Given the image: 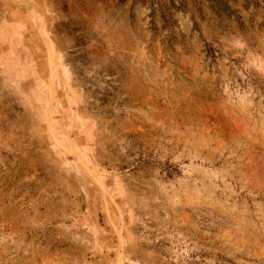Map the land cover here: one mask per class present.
I'll list each match as a JSON object with an SVG mask.
<instances>
[{"label":"rangeland","instance_id":"1","mask_svg":"<svg viewBox=\"0 0 264 264\" xmlns=\"http://www.w3.org/2000/svg\"><path fill=\"white\" fill-rule=\"evenodd\" d=\"M185 1L7 5L0 264H264V2Z\"/></svg>","mask_w":264,"mask_h":264},{"label":"trees","instance_id":"2","mask_svg":"<svg viewBox=\"0 0 264 264\" xmlns=\"http://www.w3.org/2000/svg\"><path fill=\"white\" fill-rule=\"evenodd\" d=\"M123 3L126 0H118ZM245 7L253 4L255 7L259 5V2H264V0H244ZM134 3L139 2L141 4L147 5L149 9V17L153 23L154 18L158 15L162 21L163 27L173 28L177 26V21L174 18V11H182L185 8V0H133ZM198 5L203 3L207 4V7L215 14L219 16L232 17L234 16L235 10L232 9L228 0H194ZM236 19L239 25L242 22L239 20L240 17L236 15ZM205 53L207 57L215 58V50L211 45L205 44Z\"/></svg>","mask_w":264,"mask_h":264},{"label":"crops","instance_id":"3","mask_svg":"<svg viewBox=\"0 0 264 264\" xmlns=\"http://www.w3.org/2000/svg\"><path fill=\"white\" fill-rule=\"evenodd\" d=\"M7 5H12L11 0H0V42L4 44L2 47L5 48H7V25L15 29L20 36L22 33L23 20L26 17V15L25 17L21 15V6H19V9L10 12ZM5 48L4 51L6 50Z\"/></svg>","mask_w":264,"mask_h":264}]
</instances>
